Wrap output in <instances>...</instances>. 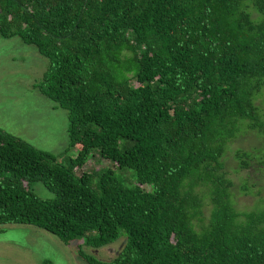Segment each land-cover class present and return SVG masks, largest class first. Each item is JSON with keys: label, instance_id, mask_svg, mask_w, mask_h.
<instances>
[{"label": "trees", "instance_id": "16d2710c", "mask_svg": "<svg viewBox=\"0 0 264 264\" xmlns=\"http://www.w3.org/2000/svg\"><path fill=\"white\" fill-rule=\"evenodd\" d=\"M0 37L47 60L33 88L75 152L62 165L0 130V227L78 241L86 264H264V200L236 212L222 161L264 137V0H0ZM232 157L262 176L258 149ZM120 239L111 260L85 252Z\"/></svg>", "mask_w": 264, "mask_h": 264}, {"label": "rangeland", "instance_id": "374dc122", "mask_svg": "<svg viewBox=\"0 0 264 264\" xmlns=\"http://www.w3.org/2000/svg\"><path fill=\"white\" fill-rule=\"evenodd\" d=\"M47 66V60L33 46L22 44L17 37H0V130L65 165L67 159L75 155L73 150L65 152L68 146L67 111L33 88ZM261 108L264 109V104ZM255 149L264 153V137L242 132L228 144L222 158L223 170L233 183L231 204L236 212L251 210L259 205L258 200H264V171L262 176L255 172V161L248 169L240 170L232 157L235 150ZM88 165L87 168L94 169L107 166L101 162ZM244 182L257 185L250 195L243 196L238 190ZM31 191L41 200L53 197L40 183L32 184ZM78 245V241L64 245L56 237L32 226L0 227V264H86L77 253ZM121 245L120 239L98 250L85 249V252L98 260L108 261Z\"/></svg>", "mask_w": 264, "mask_h": 264}]
</instances>
